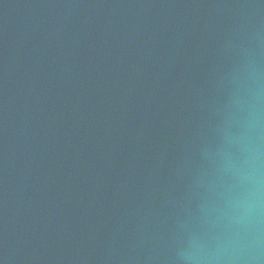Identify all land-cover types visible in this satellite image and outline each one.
Here are the masks:
<instances>
[{"label": "water", "instance_id": "95a60500", "mask_svg": "<svg viewBox=\"0 0 264 264\" xmlns=\"http://www.w3.org/2000/svg\"><path fill=\"white\" fill-rule=\"evenodd\" d=\"M0 264H264V0H0Z\"/></svg>", "mask_w": 264, "mask_h": 264}]
</instances>
